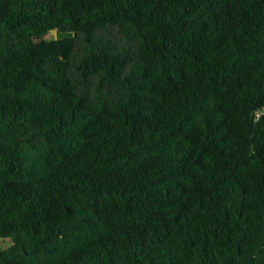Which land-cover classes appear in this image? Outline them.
I'll return each instance as SVG.
<instances>
[{
    "label": "trees",
    "instance_id": "1",
    "mask_svg": "<svg viewBox=\"0 0 264 264\" xmlns=\"http://www.w3.org/2000/svg\"><path fill=\"white\" fill-rule=\"evenodd\" d=\"M1 239L264 264V0H0Z\"/></svg>",
    "mask_w": 264,
    "mask_h": 264
},
{
    "label": "rangeland",
    "instance_id": "2",
    "mask_svg": "<svg viewBox=\"0 0 264 264\" xmlns=\"http://www.w3.org/2000/svg\"><path fill=\"white\" fill-rule=\"evenodd\" d=\"M50 36H55V37H57V36H59V34H58L57 31H53V32L50 34ZM10 244H11V241H10V240H6V239H1V240H0V247H2V248H6V247H8Z\"/></svg>",
    "mask_w": 264,
    "mask_h": 264
}]
</instances>
